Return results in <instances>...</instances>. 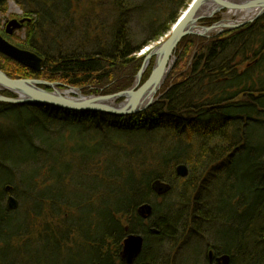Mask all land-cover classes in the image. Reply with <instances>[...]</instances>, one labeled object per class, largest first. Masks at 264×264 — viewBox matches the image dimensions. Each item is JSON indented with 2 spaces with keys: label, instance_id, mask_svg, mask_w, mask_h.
Here are the masks:
<instances>
[{
  "label": "trees",
  "instance_id": "16d2710c",
  "mask_svg": "<svg viewBox=\"0 0 264 264\" xmlns=\"http://www.w3.org/2000/svg\"><path fill=\"white\" fill-rule=\"evenodd\" d=\"M12 1L33 16L23 47L45 63L38 72L0 53V69L98 95L134 84L143 46L166 36L190 2L111 0L107 26L84 0ZM134 10L155 27L138 43L128 28ZM176 54L162 97L135 114L0 101V264H125L130 233L145 236L133 264L193 255L197 264L211 249L230 264H264V14L211 38L189 35ZM165 183L171 189L159 192ZM146 203L149 220L139 214Z\"/></svg>",
  "mask_w": 264,
  "mask_h": 264
},
{
  "label": "water",
  "instance_id": "95a60500",
  "mask_svg": "<svg viewBox=\"0 0 264 264\" xmlns=\"http://www.w3.org/2000/svg\"><path fill=\"white\" fill-rule=\"evenodd\" d=\"M223 10H226V13H233L234 16L249 11L253 15L247 20L222 18L212 25L202 24L203 20L214 17ZM263 14L264 0H193L173 25L168 38L149 48L150 50L147 49L149 51L132 87L114 94L85 95L78 87L65 86L60 82H48L36 78H13L0 69V90H7L16 95V97H9L0 93V101L13 104H52L72 110L106 111L118 115L135 114L147 109L162 97L161 89L175 66L178 58L175 52L184 37L189 35L210 37L212 33L219 34L251 23ZM30 22L31 19L27 17L20 20L12 19L8 23L7 32L12 33ZM221 28L226 29L220 30ZM147 50L143 49L142 52L145 53ZM0 53L38 72L43 69L45 63L44 57L32 50L22 49L12 44L1 34ZM152 58L155 61L151 75L141 85L142 77ZM119 99H123V101L118 102ZM176 171L180 176L186 177L188 166L180 164ZM170 187V185H164L157 190L162 193L168 191ZM8 206L11 209H16L19 206V201L14 196H10ZM139 212L142 216L149 217L153 213V205L150 203L143 204L139 208ZM143 246V235H129L124 241L122 258L128 264H132L142 252ZM208 256L213 261L214 251L211 250ZM216 259L218 264H230L231 262L229 254H219Z\"/></svg>",
  "mask_w": 264,
  "mask_h": 264
},
{
  "label": "rangeland",
  "instance_id": "374dc122",
  "mask_svg": "<svg viewBox=\"0 0 264 264\" xmlns=\"http://www.w3.org/2000/svg\"><path fill=\"white\" fill-rule=\"evenodd\" d=\"M192 1L193 0H190V2L188 3V6L182 8V9H179V12H180L179 18L181 17V15L183 14V12L186 11V9L189 7V5L192 3ZM84 2H85L84 3L85 10L87 9L88 10V13H90L91 15H96L97 20L99 19L98 22L104 23L107 26H109L110 24L113 23V20H114V17H115V12L114 11H111L112 10L111 0H84ZM162 3L163 2H159V3L156 2V6L154 8V11L156 13V15H154V17L156 16V19L158 18V20L159 19L162 20V19H164V18L167 17L166 10H163V7H162L163 4ZM226 12H227L226 10H223L222 12H219L216 15H218V14L221 15L220 20H222V18L233 19V20H247V19H249L253 15V13L250 14L248 12H243V13L238 14V16H234L233 13H226ZM128 14H129V17H128V23H129L128 24V28L131 30V32H134V36H135L134 37V41L135 42L138 43V42H141V41L145 40L146 37H144V34L151 35V34L154 33V28L155 27L152 26V23L150 21L151 19H146L147 21L145 22V20H143V18L141 16L140 10L139 11L134 10V11L128 13ZM247 14H249V15H247ZM26 17L31 19L33 16H29V15L27 16L26 13H25V10L22 9L16 2H14L12 0L8 3V6H7V9L6 10H1L0 9V34L3 35L12 44H14V45H16V46H18V47H20L22 49H26V48L23 47V45L25 44L24 41L26 40V26L27 25L25 27L21 28V29L14 30L12 33L7 32V26H8L9 21H11L12 19H19L20 20V19H23V18H26ZM211 18H213V17H211ZM211 18H206L205 20L211 19ZM148 21H150V22H148ZM214 23H216V22H214ZM148 24L150 25V27H149ZM203 25H207V24H203ZM210 25H212V24H210ZM92 27H94V24H93ZM146 29H148V30H146ZM223 29H226V28H221L220 30H223ZM168 34H166V35H168ZM213 34L214 33H212L211 35H213ZM201 37H204V36H201ZM156 44H157L156 42L147 43L146 45L143 46V49L145 47H149V46L150 47H154V46H156ZM142 50H141V52H142ZM177 50H178V47H177ZM141 52L138 54L139 56H141ZM144 59H145V57H144ZM152 61H153V66H154L155 59L152 58ZM152 61H151V63H152ZM143 63H144V60H143ZM143 63H142V65H143ZM177 63H178V58H177V61L175 63L174 68L176 67ZM141 68H142V66H141ZM152 70H153V68H152ZM139 71H138V73H139ZM138 73H137V75H138ZM137 75H136V78H137ZM36 79H39V78H36ZM40 80H45V81H48V82H60V83H62L65 86L68 85V86H74V87L80 88L81 91H82V93L85 94V95H94L92 93L85 92L84 89L82 87H80V86L70 85V84H68L66 82H63V81H50V80H47V79H40ZM135 81H136V79H135ZM135 81H134V83H135ZM142 83L143 82H141V84ZM62 88H65V87H62ZM2 91H7V90H0V93H2ZM161 91H162V89H161ZM72 95H75V94H72ZM159 99L157 101H159ZM122 101H123V99H119L118 100V102H122ZM206 253H207V250L204 251L203 258L200 259V262H198L197 264H207V261L205 259L206 258ZM169 257H170V254H168V252H166L164 254V257L163 258H164V260H167ZM195 259H196V256L193 255L192 256V261H190V258H189V260L186 259V263L187 264H192V263H194Z\"/></svg>",
  "mask_w": 264,
  "mask_h": 264
},
{
  "label": "bare ground",
  "instance_id": "6f19581e",
  "mask_svg": "<svg viewBox=\"0 0 264 264\" xmlns=\"http://www.w3.org/2000/svg\"><path fill=\"white\" fill-rule=\"evenodd\" d=\"M249 12H250V11H249ZM249 12H248V13H249ZM242 13H243V12H242ZM247 15H249V14H247ZM245 25H246V24H245ZM243 26H244V25H243ZM241 27H242V26H241ZM239 28H240V27H239ZM229 30H232V29H229ZM170 32H171V30H170ZM169 34H170V33H169ZM169 34L166 35V36H164V37H162L161 39H159V40L156 42V43H157L156 45H158L159 43H161V42H163L165 39H167L168 36H169ZM214 34H215V33H214ZM214 34H213V35H214ZM211 36H212V35H211ZM211 36H210V37H206V38H211ZM149 48H152V47H150V46H149L148 48L145 47L144 50H147V49H149ZM149 50H150V49H149ZM149 50H147L145 53L142 52L141 55L145 57L146 54H147V52H148ZM176 52H177V50H176ZM176 52H175V54H176ZM176 56H178V55L176 54ZM149 77H150V76H149ZM147 80H148V79H147ZM147 80H146V81H147ZM146 81H145V82H146ZM141 82H142V80H141ZM145 82H143L142 84H144ZM142 84H141V85H142ZM129 88H130V87H129ZM95 95H98V94H95ZM160 98H161V97H160ZM187 166H188V165H187ZM176 172H177V171H176ZM189 173H190V168H189V166H188V175H189ZM177 175H178L179 177L184 178L183 176H180L178 173H177ZM188 175H187V176H188ZM187 176H186V177H187ZM166 184H167V183H165V185H166ZM167 185H168V184H167ZM170 189H171V188H170ZM170 189H169V190H170ZM7 204H8V201H7ZM141 206H142V205H141ZM141 206H140V207H141ZM139 214H140V212H139ZM140 215H141V214H140ZM155 232H157V231L155 230ZM131 234H137V233H130V234H128V235L126 236V238H127L129 235H131ZM140 235H142V234H140ZM124 241H125V240H124ZM214 253H215V252H214Z\"/></svg>",
  "mask_w": 264,
  "mask_h": 264
},
{
  "label": "flooded vegetation",
  "instance_id": "af4514ba",
  "mask_svg": "<svg viewBox=\"0 0 264 264\" xmlns=\"http://www.w3.org/2000/svg\"><path fill=\"white\" fill-rule=\"evenodd\" d=\"M171 188V187H170ZM154 210V209H153ZM142 216V215H141ZM150 217L151 216H149V217H144V216H142V218L144 219V220H149L150 219ZM153 231H155V230H153ZM144 237V246H145V236H143ZM126 239V238H125ZM123 245H124V242H123ZM144 246H143V249H144ZM122 250H123V246H122ZM211 250H213V249H211ZM211 250H209L208 251V255H209V252L211 251ZM214 251V250H213ZM142 252H143V250H142ZM141 252V253H142ZM215 252V251H214ZM121 253H122V251H121ZM141 253H140V255H141ZM215 254V257L213 258V261H211L210 259H209V256H208V261H207V264H218V262H217V259H216V257H217V255H216V252L214 253ZM139 255V256H140ZM139 256L136 258V259H138L139 258ZM121 258H122V255H121ZM136 259H135V261H136ZM122 260H123V262L125 263V264H128L127 262H126V260H124L123 258H122ZM134 261V262H135ZM133 262V263H134ZM132 263V264H133Z\"/></svg>",
  "mask_w": 264,
  "mask_h": 264
}]
</instances>
